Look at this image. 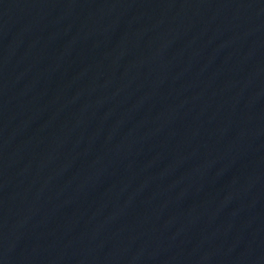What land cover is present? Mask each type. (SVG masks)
<instances>
[{
    "label": "water",
    "instance_id": "95a60500",
    "mask_svg": "<svg viewBox=\"0 0 264 264\" xmlns=\"http://www.w3.org/2000/svg\"><path fill=\"white\" fill-rule=\"evenodd\" d=\"M0 264H264V0H0Z\"/></svg>",
    "mask_w": 264,
    "mask_h": 264
}]
</instances>
